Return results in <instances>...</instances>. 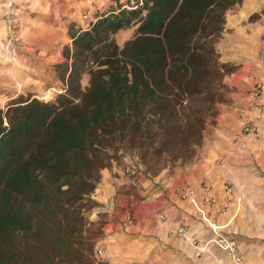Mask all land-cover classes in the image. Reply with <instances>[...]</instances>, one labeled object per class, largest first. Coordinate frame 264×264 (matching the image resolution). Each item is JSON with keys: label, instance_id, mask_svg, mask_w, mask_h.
<instances>
[{"label": "trees", "instance_id": "trees-1", "mask_svg": "<svg viewBox=\"0 0 264 264\" xmlns=\"http://www.w3.org/2000/svg\"><path fill=\"white\" fill-rule=\"evenodd\" d=\"M129 1L71 32L64 91L0 106V264H94L86 211L111 149L192 159L225 100L236 65L218 44L243 0Z\"/></svg>", "mask_w": 264, "mask_h": 264}, {"label": "crops", "instance_id": "crops-1", "mask_svg": "<svg viewBox=\"0 0 264 264\" xmlns=\"http://www.w3.org/2000/svg\"><path fill=\"white\" fill-rule=\"evenodd\" d=\"M17 1L22 13L20 22L16 21L20 28L14 50L36 56L42 66L62 60L61 49L71 28L87 29L104 11L119 8L115 0ZM119 2L124 6L130 1ZM4 3L0 0V46L9 48L10 55L7 50L6 54L14 58V44L5 45L10 24L2 12ZM255 13L259 14L252 16ZM223 34L219 40L221 58L236 65L225 77L235 88L233 100L224 104L217 123L209 125L194 157L150 179L142 198L116 190L124 183L121 167L103 169V191L97 197L107 201L110 208L105 209L115 214L108 224L109 243L104 246L106 264H234L226 250L208 242L215 227L237 238L249 264H264V153L243 147L246 137L264 146V106L260 112L250 92L257 80L264 81V0H243L238 8L230 9ZM1 55L0 51V59ZM246 119L257 120V136L243 131ZM228 183L233 186L231 193L226 189ZM206 196L211 200L204 202ZM130 209L133 224L125 219ZM181 224L191 238L177 233ZM196 239L203 249H198Z\"/></svg>", "mask_w": 264, "mask_h": 264}, {"label": "rangeland", "instance_id": "rangeland-1", "mask_svg": "<svg viewBox=\"0 0 264 264\" xmlns=\"http://www.w3.org/2000/svg\"><path fill=\"white\" fill-rule=\"evenodd\" d=\"M116 2H119V0H115ZM127 0H123V3H125ZM9 2H12L11 5ZM127 4L132 5L133 1L127 2ZM239 5L236 7L231 8V10H234L238 8ZM89 10V7L87 6L85 11L83 13L87 12ZM2 12L4 16L9 17L10 13H15V16L20 22L21 17V5L19 1L17 0H5V3L2 8ZM259 13H255L254 17L257 16ZM20 28V23L18 26H16V36L13 37L11 40V32L9 36V40L5 42V45L10 41V44L13 45V53L14 58L8 57L9 54V48H5L3 44L0 46V51L2 52V59H0V106H5L8 100L14 96H17L18 94H24V95H33L44 99H54L56 95L64 91V82L61 80L59 76L58 71V63L65 60L63 49L64 46L67 44L72 43L71 39V32L73 29H70V32L68 33V38L61 49L63 58L60 61L55 62L54 64H51V66H42L40 65L39 60H37L36 56L32 57L31 54L28 52L23 51H15V46L18 44L14 39L18 38V29ZM135 26H131L129 28H125L117 33L114 34L115 39L117 42L121 45L125 43V41L129 38H131L135 33ZM224 34L222 33V36ZM17 40V39H16ZM219 47V44H218ZM220 48V47H219ZM6 50L8 55L6 54ZM220 50V49H219ZM60 51V50H59ZM232 63V62H231ZM234 64V63H233ZM89 73L84 72L81 78V82L83 87H85L89 83ZM228 84V83H227ZM229 88L226 90L225 93V100L218 103V113L215 117H211V119L207 122L204 128V133L208 129L210 124H216L218 121V115L222 108L225 107L224 104H228L233 100V92L235 91L232 86L228 85ZM226 108V107H225ZM247 120H254V119H246L244 121V124ZM257 122V120H254ZM258 124V122H257ZM243 131H244V125H243ZM256 139V138H255ZM254 143V146L257 148V151L259 150L262 153H264V146L256 145L254 140H252ZM196 152L199 149V146L196 147ZM250 151V150H248ZM251 152V151H250ZM252 153H256L253 151ZM131 159L138 160L141 170H142V177H141V185L139 188H136L134 186H131L130 184H127L126 180V174L124 173V166L125 164L130 161ZM191 160V159H189ZM189 160H169L168 155L162 154V155H147V157L143 158L142 153L140 150L132 145H129L127 142L122 143L119 147H114L111 149V157L108 159L107 166L101 168L100 170V178L97 182V187L94 189L92 193V197L96 200V202L93 203V205L86 211V215L88 217V233L92 235L96 239L95 249H94V264H106V261H104V246L109 243L108 233L111 230V225H108L111 220L115 219V214L113 212H110V206H107V201L102 202L98 199L97 194H100L101 191H103L102 188V174L103 169L111 166H119L122 168V176L124 179V183H121L122 188L119 189L118 186L116 187V190H122V193H133L135 198H142V194L147 189V186L151 183V180H155L154 178H157V175L160 174L164 169L166 168H172L176 164L180 162H186ZM114 174L119 175V173L114 171ZM122 182V181H121ZM160 183V180L155 181V185ZM111 184V183H110ZM113 184L116 185L115 182ZM107 186V185H105ZM104 186V188H105ZM128 198V197H126ZM108 202H110L108 200ZM128 205L131 207V199L128 200ZM132 210V209H131ZM126 219V215H125ZM127 221V219H126ZM102 248L103 253H99L96 251L97 248Z\"/></svg>", "mask_w": 264, "mask_h": 264}, {"label": "built area", "instance_id": "built-area-1", "mask_svg": "<svg viewBox=\"0 0 264 264\" xmlns=\"http://www.w3.org/2000/svg\"><path fill=\"white\" fill-rule=\"evenodd\" d=\"M142 2V0H141ZM12 2H9V4L11 5ZM88 13L89 10H87V12L84 13L85 17H88ZM16 21H17V17L15 16V13H10L9 15V24H10V32H11V38L10 40L16 36ZM10 45V41L7 43L6 46ZM261 54L264 58V44L262 46L261 49ZM251 95L254 98V100H256V106L259 108V111L262 112L263 110V106H264V81L263 80H257L251 90ZM259 126L257 124V122H255L254 120H247L244 124V132L245 133H253L256 134L257 136V132H258ZM243 147L246 150H250L251 152L255 151L256 154H259L260 151H257V148L254 146V143L252 142L251 139L249 138H245L243 139ZM124 173L127 175L126 176V182L128 184H130L131 186H134L136 188L140 187V183H141V177H142V170H141V166L138 162V160L136 159H131L130 161H128L125 166H124ZM226 189L228 192H232L233 191V186L232 184L228 183L226 184ZM192 191V190H191ZM211 198L209 196H206L204 198V202L210 201ZM162 217L166 218L165 214L162 215ZM126 219H127V224H133L134 223V214L132 212V210H128L126 212ZM176 231L179 235L185 237V238H191V234L188 232L186 226L184 224L179 225L176 228ZM197 243V247L198 249H203V246L200 245V241L198 239L194 240ZM209 241H213L215 242L220 248L226 250L230 256L232 257L234 264H249L244 257L243 252L241 251V249L239 248L238 245V240L235 236L233 235H228L226 234L221 228L219 227H215L214 228V234L213 236L208 240ZM97 252L99 253H103V249L102 248H97L96 249Z\"/></svg>", "mask_w": 264, "mask_h": 264}]
</instances>
